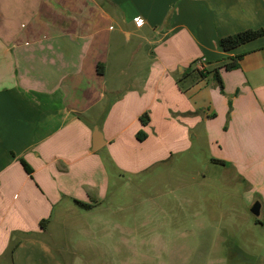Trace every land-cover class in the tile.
I'll use <instances>...</instances> for the list:
<instances>
[{
    "label": "crops",
    "instance_id": "0c3cea01",
    "mask_svg": "<svg viewBox=\"0 0 264 264\" xmlns=\"http://www.w3.org/2000/svg\"><path fill=\"white\" fill-rule=\"evenodd\" d=\"M259 27L264 0H0V259L16 233L38 231L33 200L94 205L110 162L140 172L192 140L264 213V32L218 44Z\"/></svg>",
    "mask_w": 264,
    "mask_h": 264
},
{
    "label": "rangeland",
    "instance_id": "374dc122",
    "mask_svg": "<svg viewBox=\"0 0 264 264\" xmlns=\"http://www.w3.org/2000/svg\"><path fill=\"white\" fill-rule=\"evenodd\" d=\"M191 142L136 173L110 162L103 198L88 208L33 200L26 226L38 231L16 233L0 264H264V213L256 221L245 188Z\"/></svg>",
    "mask_w": 264,
    "mask_h": 264
},
{
    "label": "trees",
    "instance_id": "16d2710c",
    "mask_svg": "<svg viewBox=\"0 0 264 264\" xmlns=\"http://www.w3.org/2000/svg\"><path fill=\"white\" fill-rule=\"evenodd\" d=\"M264 32L263 28L259 27V28H246L225 36H222L218 39V44L223 48V49H229L232 47H235L241 43H244L248 40H251L253 38H256L260 35H262ZM223 67L226 69H231L233 67H235L237 65V59L236 58H231L227 61H225L223 64ZM214 76L216 78V80L218 81L220 87H221V80L219 77V74L216 70H214ZM146 136V133L142 130H138L136 132V138L139 140L144 139V137ZM19 161L21 162V164L23 165L24 169L26 171L29 172L30 168L29 166L26 164V162L24 161V159L22 157L19 158ZM74 202L77 203L78 205L84 206L86 208H88L89 204L83 203L79 200H75ZM256 221H258V218H255ZM45 220H42L40 222V224H43Z\"/></svg>",
    "mask_w": 264,
    "mask_h": 264
},
{
    "label": "water",
    "instance_id": "95a60500",
    "mask_svg": "<svg viewBox=\"0 0 264 264\" xmlns=\"http://www.w3.org/2000/svg\"><path fill=\"white\" fill-rule=\"evenodd\" d=\"M102 134L97 128V126L94 127L93 132H92V149L95 150L97 149L101 144H102ZM250 212L254 215L257 216L259 214V203L255 201L251 207H250Z\"/></svg>",
    "mask_w": 264,
    "mask_h": 264
},
{
    "label": "built area",
    "instance_id": "2783aa9c",
    "mask_svg": "<svg viewBox=\"0 0 264 264\" xmlns=\"http://www.w3.org/2000/svg\"><path fill=\"white\" fill-rule=\"evenodd\" d=\"M141 21V19H137V20H135V24L136 25H140L141 24V22L140 23H137V21ZM196 69H198V70H201L202 69V62L201 61H198L197 63H196Z\"/></svg>",
    "mask_w": 264,
    "mask_h": 264
},
{
    "label": "snow or ice",
    "instance_id": "6c2138e0",
    "mask_svg": "<svg viewBox=\"0 0 264 264\" xmlns=\"http://www.w3.org/2000/svg\"><path fill=\"white\" fill-rule=\"evenodd\" d=\"M140 22H141V21H139V20L137 21V23H140Z\"/></svg>",
    "mask_w": 264,
    "mask_h": 264
}]
</instances>
